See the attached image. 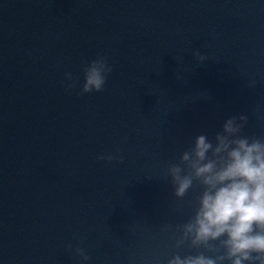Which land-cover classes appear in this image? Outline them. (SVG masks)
Instances as JSON below:
<instances>
[{
  "label": "water",
  "instance_id": "95a60500",
  "mask_svg": "<svg viewBox=\"0 0 264 264\" xmlns=\"http://www.w3.org/2000/svg\"><path fill=\"white\" fill-rule=\"evenodd\" d=\"M97 56L112 72L79 95ZM239 115L264 138V0H0V264L195 254L175 228L200 189L165 170Z\"/></svg>",
  "mask_w": 264,
  "mask_h": 264
},
{
  "label": "clouds",
  "instance_id": "9594fccd",
  "mask_svg": "<svg viewBox=\"0 0 264 264\" xmlns=\"http://www.w3.org/2000/svg\"><path fill=\"white\" fill-rule=\"evenodd\" d=\"M193 56L200 63L207 59L199 51ZM85 63L78 94L102 91L112 72L107 58ZM67 78L72 79L70 73ZM247 121L245 115L232 116L212 139L203 133L195 136L178 162L165 170L177 199L200 189L193 214L175 228V247L187 246L195 254L176 253L167 264H264V138L244 135ZM67 248L84 262L90 259L83 248Z\"/></svg>",
  "mask_w": 264,
  "mask_h": 264
}]
</instances>
